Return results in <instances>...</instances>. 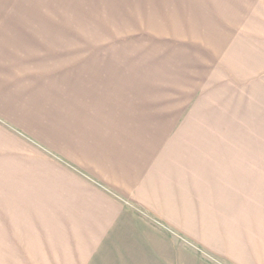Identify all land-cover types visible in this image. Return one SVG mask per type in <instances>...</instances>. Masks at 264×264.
I'll use <instances>...</instances> for the list:
<instances>
[{"label": "rangeland", "instance_id": "obj_1", "mask_svg": "<svg viewBox=\"0 0 264 264\" xmlns=\"http://www.w3.org/2000/svg\"><path fill=\"white\" fill-rule=\"evenodd\" d=\"M0 39L27 100L0 145V264H264V0H0ZM100 71L124 91L92 94ZM94 194L107 232L83 222L80 258L21 247L26 207Z\"/></svg>", "mask_w": 264, "mask_h": 264}, {"label": "crops", "instance_id": "obj_2", "mask_svg": "<svg viewBox=\"0 0 264 264\" xmlns=\"http://www.w3.org/2000/svg\"><path fill=\"white\" fill-rule=\"evenodd\" d=\"M3 42L4 39H0V48ZM8 74L9 76L6 77L4 68L0 67V145H11L12 131L11 126L10 124L8 125V123L11 122L13 113L21 114L22 112L26 111V108L23 105L27 102V100L23 102L20 98H17L14 103L12 102L11 88H8V84L12 85L11 81L4 87V83L6 82V80H10V69L8 71ZM87 78L97 82V84H95L94 88L92 89V94H95V96L102 92L100 90L109 91L110 89H115V94L119 91H124V85L121 82H124L125 78L121 73H103L101 71L99 73L90 72L89 77ZM126 87L129 92H133L136 94L139 93V89H136L135 87L130 88L132 87V85H127ZM106 95L108 96V94ZM116 106L117 103L112 105L113 108ZM80 107L77 108L78 111H80ZM66 127L71 126L67 125L62 128ZM86 152H90V150L82 151V153ZM80 155H82L81 152ZM92 195L93 194H91L89 198H91ZM94 196H96V199L93 201L90 199L55 200L49 204L36 203L47 206L35 205L26 207L31 210H36L35 212H30V216L37 219L36 221H34V223L38 227L34 231L24 230L22 229V227L20 228V236L22 239L21 247H23L24 245L26 235V239L30 237V240L34 241L35 243L41 242L42 246H44V248H42L43 255L51 254V249L48 248L51 247L54 249L58 248V251H63V255H75V257H79V253L77 252L78 248L85 250H89L91 248L87 246L85 240H101V234H105L107 232V204L106 202L102 203V201L97 198V196L100 197L99 195L94 194ZM73 216L74 220L71 223L69 221L72 220ZM90 218H94V222L92 223L95 224L94 229H96L97 231L96 234H99L100 236L89 239L84 235L86 232V228L84 225L85 223L88 224L87 221L91 220ZM40 225L43 226L42 230H44V235L41 232ZM47 241L48 243L50 242L49 245ZM77 241H84V245L78 244Z\"/></svg>", "mask_w": 264, "mask_h": 264}]
</instances>
